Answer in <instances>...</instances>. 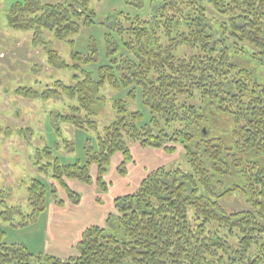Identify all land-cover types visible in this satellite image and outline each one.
Returning a JSON list of instances; mask_svg holds the SVG:
<instances>
[{"label": "trees", "instance_id": "obj_1", "mask_svg": "<svg viewBox=\"0 0 264 264\" xmlns=\"http://www.w3.org/2000/svg\"><path fill=\"white\" fill-rule=\"evenodd\" d=\"M91 1L23 0L7 11V24L32 30L34 44L48 32L73 46L84 28L107 29V62L96 76L85 68L100 61L92 36L87 53L72 51V64L50 51L49 62L75 71L73 83L58 79L41 93L22 89L62 100L56 119L91 131L84 160L63 163L55 155L64 147L58 141L38 150L35 164L46 176L27 189L31 214L63 203L49 179L78 203L67 180L92 184L93 165L96 186L107 191L112 158L123 155L119 172L125 174L131 142L166 153L179 145L191 171L161 166L149 172L135 192L114 200L104 226L85 229L78 253L66 259L10 245L0 229V264H264V85L234 56L247 52L245 43L264 48V0H151L149 15L112 11L107 23L98 21ZM106 86L130 90L127 99H113L112 117L100 123ZM139 91L148 114L129 106ZM233 192L250 208L226 211L219 201Z\"/></svg>", "mask_w": 264, "mask_h": 264}, {"label": "rangeland", "instance_id": "obj_2", "mask_svg": "<svg viewBox=\"0 0 264 264\" xmlns=\"http://www.w3.org/2000/svg\"><path fill=\"white\" fill-rule=\"evenodd\" d=\"M17 1L23 0H0V229L4 232L3 240L10 245H24L31 252L66 259L78 253L77 245L81 240L83 228L91 225L104 226L105 216L114 212L116 197L135 192L141 181L154 168L163 165L169 169L181 168L190 172L191 166L179 145L174 153L150 154L154 153L152 151L155 148L131 142L132 160L126 162L125 174L119 172L123 157L117 153L112 158L105 175L107 191L101 192L98 187L94 190L97 168H93L91 172L93 184L79 183L77 180L79 184L68 181L69 188L81 196L84 202L82 207L76 208L66 192L49 179L63 203H50L45 213L31 214L27 189L32 179L39 175L46 176L44 172H39L38 165L35 164L38 150L46 145L52 146L58 141L64 147L58 152L55 151V155L60 157L63 163L84 160V146L86 139L91 136V131L77 129L68 122H59L56 119L54 112L63 110L62 100H44L31 93L26 94L22 89L28 88L41 93L52 87L58 79L67 85L73 83L72 75L75 71L49 62L50 51H57L64 62L72 64V51L87 53L92 36L96 37L101 49L100 61L85 68L96 76L99 66L107 62L104 56V34L107 29L103 25L84 28L79 35L73 37V46L70 42H57L48 32H44L39 37V43L34 44L32 30L17 29L7 24V11ZM43 1L58 3L66 0ZM136 1L143 8L137 7L134 4ZM91 6L96 9L98 21L101 23H107L106 17L112 11L149 15L152 9L151 0H92ZM245 45L247 52L234 53L235 60L239 65L252 69L264 85V48L255 49L249 44ZM183 50L186 51L185 48ZM252 51L260 53L252 56ZM129 90L119 91L111 86L101 89L100 96L105 99H102L103 104H100V123H106L112 117L113 99H127ZM129 106L148 114L140 91L137 99L129 100ZM214 122L219 124L221 130L224 129L222 122ZM222 133L224 134L223 131ZM65 140L73 141L74 150L67 149L70 145ZM130 162L133 164L131 168ZM92 196H96L97 205H89ZM219 202L228 212L250 208L245 196L239 192L225 195ZM24 219L29 223L22 226Z\"/></svg>", "mask_w": 264, "mask_h": 264}, {"label": "crops", "instance_id": "obj_3", "mask_svg": "<svg viewBox=\"0 0 264 264\" xmlns=\"http://www.w3.org/2000/svg\"><path fill=\"white\" fill-rule=\"evenodd\" d=\"M154 151H152V152H154V153H150V154H158V153H160V152H162V153H165L166 154V152H164V151H160V149H157V148H155V149H153ZM131 152H133L132 151V149H131ZM147 153H149V152H151V151H146ZM119 155L118 156H122L123 157V155H120V153H118ZM124 160V159H123ZM131 163V164H130ZM129 163V166H130V168L132 167V162H130ZM163 166V165H162ZM158 167H161V165L160 166H157L156 168H158ZM93 168H97L95 165H93L92 166V169H91V172H92V170H93ZM156 168H154V169H156ZM92 174V173H91ZM68 181H72V182H70V183H77V181L76 180H67V183H68ZM80 183V182H79ZM79 183H77V184H79ZM94 183V182H93ZM92 183V184H93ZM90 187H91V185H90ZM97 186H96V183L94 184V190H95V188H96ZM87 188V187H86ZM94 192V191H93ZM91 195V194H90ZM89 196V195H88ZM80 198H81V196H80ZM117 198V197H116ZM115 199V198H114ZM91 202H90V206H92V204H96L97 205V202H96V196H95V198H93V196L91 197ZM83 201V199L81 198L80 199V201L78 202V203H73L72 202V204H74L75 206L74 207H76V208H78V207H82V204L84 203V202H82ZM51 204H53L54 202H50ZM50 203H49V205H50ZM48 208H49V206H48ZM47 211H48V209H47ZM107 217H108V215H107ZM107 217L105 216V221L103 222V224L105 225L106 224V219H107ZM87 227H89V226H86L85 228H83V230H82V235H83V232L85 231V229L87 228ZM82 238V237H81ZM79 242V241H78Z\"/></svg>", "mask_w": 264, "mask_h": 264}]
</instances>
